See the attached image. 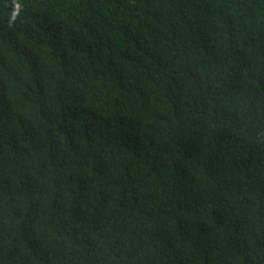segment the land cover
Here are the masks:
<instances>
[{
    "label": "trees",
    "instance_id": "obj_1",
    "mask_svg": "<svg viewBox=\"0 0 264 264\" xmlns=\"http://www.w3.org/2000/svg\"><path fill=\"white\" fill-rule=\"evenodd\" d=\"M0 264H264V0H0Z\"/></svg>",
    "mask_w": 264,
    "mask_h": 264
}]
</instances>
